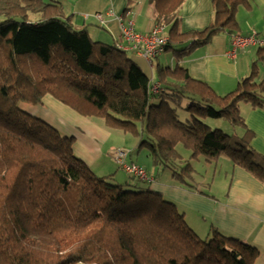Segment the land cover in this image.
<instances>
[{
  "label": "trees",
  "instance_id": "16d2710c",
  "mask_svg": "<svg viewBox=\"0 0 264 264\" xmlns=\"http://www.w3.org/2000/svg\"><path fill=\"white\" fill-rule=\"evenodd\" d=\"M149 2L155 26L168 39L161 54L177 62L156 64L154 79L133 51L119 47L121 37L107 44L75 28L62 0H0V264L255 263V247L214 229L199 236L176 205L150 187L95 176L73 154L72 137L24 108L49 95L136 140L153 165L192 190L190 162L199 158L216 163L226 157L264 184V159L250 147L253 134L238 105L264 109V79L256 80L264 46L249 75L224 95L178 63L218 33L238 34V13L252 0H211L210 24L187 32L180 28L185 0ZM180 108L189 116L184 122L176 116ZM206 119L226 120L238 133L212 129ZM178 146L190 152L187 159ZM119 152L124 164L150 178L126 161L125 149L117 150L115 162Z\"/></svg>",
  "mask_w": 264,
  "mask_h": 264
},
{
  "label": "crops",
  "instance_id": "0c3cea01",
  "mask_svg": "<svg viewBox=\"0 0 264 264\" xmlns=\"http://www.w3.org/2000/svg\"><path fill=\"white\" fill-rule=\"evenodd\" d=\"M80 2H83L82 9L76 6ZM69 12V15H73L75 28H85L90 38L93 36L92 40L107 44L119 39V21H131L134 30L141 34L149 33L155 26L149 0H133L131 3L127 0H93V3L76 0ZM212 13L211 0H185L180 10L182 32L205 29L210 24ZM96 14L101 15V20L95 17ZM237 18L240 22L238 34L255 33L264 39V0H252L251 8L240 10ZM229 46L228 34L218 33L206 45L195 49L178 63L186 67L190 77L208 83L217 93H227L235 89L239 77L246 75L249 65L258 57V47L253 46L238 51L235 60L227 59ZM130 56L136 61L145 60L135 53ZM145 62L151 79H154L156 64L171 68L177 64L167 54H161L154 62ZM24 108L31 115L54 127L58 126L63 135L72 137L73 154L89 169L93 168L95 174L105 175L107 166L118 167L119 163L115 162L117 150L125 149L124 144L131 143L128 141L130 139L124 137L125 134L108 131L49 95L43 98L40 105ZM242 114L246 128L253 134L250 147L264 159V109H250L247 106ZM126 161L139 165L134 162L131 151H128ZM119 170L128 176L121 166ZM115 171L106 175H114ZM171 178L165 179L163 173L156 180L150 176L151 182L148 184L152 191L173 202L178 209L189 212L187 221L199 230L198 235L209 236L214 229L236 238L258 250L254 264H264V184L233 165L219 182L215 180V173L208 179H199L195 174V190L177 184ZM202 185L207 190H203ZM190 215L193 217L190 218Z\"/></svg>",
  "mask_w": 264,
  "mask_h": 264
},
{
  "label": "rangeland",
  "instance_id": "374dc122",
  "mask_svg": "<svg viewBox=\"0 0 264 264\" xmlns=\"http://www.w3.org/2000/svg\"><path fill=\"white\" fill-rule=\"evenodd\" d=\"M74 1H76V0H62V5L64 7L66 15H69V13H70L69 11H70L71 5L73 4ZM88 1H89V3H93V0H88ZM76 6L80 7V9H82L83 2L77 3ZM91 38H93V36ZM93 40H95V39H93ZM254 47H256V46H254ZM137 62L140 64V66H142V69L146 73H148V74L150 73L148 67L146 66L147 64H146L145 60H137ZM250 66L251 65H249V70L247 71L246 75H243L242 77H239V79H238L239 81L237 80L238 82L236 83L237 85L240 82V80H242L243 78H245V77H247L249 75ZM258 67H259V70H257L258 71V77H257L256 80L264 79V71H263V73L261 72L263 70V68H264V65H262L261 62H259ZM262 74H263V77L261 76ZM237 85H236V87H237ZM218 94H223L224 95L225 92L218 93ZM184 104H185V102L183 103V105ZM238 105H239V108H240L241 112L243 113L244 110L246 109L247 105L242 103V102H240ZM176 116H177L179 121H183V122L186 119H188V117H189L188 114L186 113V111L183 110V108H180V109L176 110ZM37 118H39V117H37ZM205 123H207L212 129H216V128L220 129L223 133L228 134V135L238 133V130L236 128L232 127V125L226 120H222V119H219V120L206 119ZM52 127L55 130H57L62 136H64L62 131L59 129L58 126L57 127L52 126ZM124 137H127L128 139H130L128 141H131V143L129 142V143L124 144L125 150L126 151H131V156L134 157V162H136L140 166H142L149 173V176H151L154 180H156L163 173V175L165 176V179L172 180V178H171L172 174H171L170 170H168V169H164L163 170L162 168H159L157 165L156 166L153 165L152 159L146 158L147 149H146L145 146L144 147H138L136 140H132L126 134H125ZM139 148H141V150ZM177 150L180 153V155L182 156V158H184V159H187L188 156L190 155L189 151H185L180 146L177 147ZM190 163H191L192 168H194V170H195V174H198V178L199 179L200 178H206V179L211 178V175H213V173H215L216 182H219L220 180H222V175L223 174H228V172L230 170V167L232 165L230 160L228 158H226V157H221L218 160L217 163L205 162L203 160V158H199L198 160H191ZM90 170L92 171V173L95 176L100 177V178L104 177V179L107 182L112 183V184H119V185H122V186H124L125 183L135 184V185H133V188H135V189L139 188V189H144V190H147L150 187L149 186L150 184H148V183H140V182L134 180L132 177L127 176L123 171H120L117 166L116 167L115 166H113V167L107 166V168H106V172L107 173H105V175H100V173L99 174H95V170L93 168H90ZM114 170H116L115 171L116 173H113V174L114 175L116 174V176H114V175H106L108 173H112ZM218 173H220V176L218 175ZM175 182L178 184V182L176 180H175ZM200 187L203 188V190H207L206 186L202 185ZM163 199L167 200L165 198H163ZM178 210L185 214L184 218L187 221V219L189 218V212L188 211L185 212L182 208L178 209ZM191 217H193V216L190 215V218ZM187 223L192 228V230L194 232H196L197 234L199 233V230H197L195 228V226L192 227L189 224L188 221H187Z\"/></svg>",
  "mask_w": 264,
  "mask_h": 264
},
{
  "label": "built area",
  "instance_id": "2783aa9c",
  "mask_svg": "<svg viewBox=\"0 0 264 264\" xmlns=\"http://www.w3.org/2000/svg\"><path fill=\"white\" fill-rule=\"evenodd\" d=\"M96 18L101 20V15L96 14ZM120 37L122 39L119 47L131 50L148 62H151L156 56L163 53V47L168 41L162 33L163 28L154 26L147 34H141L134 30L131 21L122 23L119 21ZM252 46H264V39L260 38L255 33L249 35L233 34L230 37V48L226 51V58L234 60L237 57L238 51ZM122 153H118L117 163L121 165L125 172L137 177L141 181H151L147 173L136 165H126L122 162Z\"/></svg>",
  "mask_w": 264,
  "mask_h": 264
},
{
  "label": "clouds",
  "instance_id": "9594fccd",
  "mask_svg": "<svg viewBox=\"0 0 264 264\" xmlns=\"http://www.w3.org/2000/svg\"><path fill=\"white\" fill-rule=\"evenodd\" d=\"M151 181H148L147 183H150Z\"/></svg>",
  "mask_w": 264,
  "mask_h": 264
}]
</instances>
